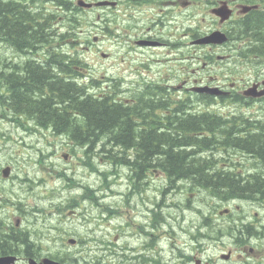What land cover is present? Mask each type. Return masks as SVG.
Listing matches in <instances>:
<instances>
[{
    "label": "flooded vegetation",
    "instance_id": "1",
    "mask_svg": "<svg viewBox=\"0 0 264 264\" xmlns=\"http://www.w3.org/2000/svg\"><path fill=\"white\" fill-rule=\"evenodd\" d=\"M35 1L36 2L33 4L30 3L31 7L40 4L44 5L43 2H45L48 8L45 7V5L44 8L46 12L51 15L75 14L77 11L75 5L76 0ZM107 1L113 4L101 9L92 8L86 10L79 8V10H81L79 13L88 15L97 13V19L98 13H100L99 20L102 34L104 32V40L109 41V38L114 36L113 33L117 32L116 38L118 39V46L123 53L121 58L123 78L138 76L140 80L137 82L136 86L140 87V85L144 83V76L148 77L151 73V69L149 66L146 68L144 67V70L135 68L134 64L138 62V59H140V64L145 61L153 62L154 64L156 60L153 58L163 54L156 52L157 50L165 51L164 56L167 64L174 66L173 63L181 62V66L177 71H180L182 74L186 73L185 78H183L182 75L174 76L175 78L181 79L180 89L177 88L178 86L173 88V86L167 85L169 92L183 93L180 98L181 105H178L177 97H171L170 95L169 101L175 100V103L166 101H164V103H157L160 108H155L156 104L154 103L145 104L141 95L147 92L157 94L158 91L150 87L137 88L135 91L129 93L127 98L124 97L123 91L120 93V97L118 98L120 102L116 104H120L119 106L123 111V117L126 116L128 118L138 133V140L132 138L134 143L149 139L148 137L150 136L146 137V133H162L168 125L172 124L174 126L176 119H172L168 122L165 120L170 117L172 113L176 115V112H182L184 116L195 114V109L188 107V53L191 50L195 54H200L198 59L200 61L202 60L204 63L206 56H210L213 52L220 53L221 51L218 46L205 47L194 45L193 42L195 40L213 31H221L227 34L229 39L232 40L230 45L234 46L235 49L239 46V50H242L247 46V41H250L251 37H246V41L245 38H241V32L252 33L264 31V0ZM0 2L7 5L10 4L11 7L17 8V11L20 9L27 11L26 8L19 7V0H0ZM110 15H112V18H109ZM255 17L260 18V20H255ZM23 18L26 17L24 16ZM89 27L91 28L92 26H88V28ZM178 30H180L179 33ZM261 36L264 35H260V37ZM258 41L260 40L258 39ZM261 42V48H264V39ZM257 43L259 44V42ZM81 44L83 45L85 43ZM94 44H97V42L92 39L86 43V47L82 48H85V51L89 52ZM258 46H260V44ZM7 47L8 46L0 40V51H8L3 62L0 57V66L2 69L6 68L2 77V71L0 72V106L2 107L1 104L5 105L4 109H2L3 111H0V120L8 123V127L6 128L7 132L10 133L11 131L18 134L20 132L14 130L11 126L17 125L19 130L25 131V128L29 126L42 127L45 125L42 124L37 117L30 116L26 108L23 110L18 107L15 108V101L13 99L14 90L21 86L23 80H26L29 76L28 66L26 65L28 61L26 58H31L32 64L36 63L35 67L41 70L38 64L41 60L39 54L40 48L31 50L28 49L26 45H23L21 48H13L12 46ZM223 49L224 51L233 50L231 47H223ZM28 50H30V53L34 51V54H31L30 57L23 56V51L24 53L25 51L29 53ZM204 68L205 66L202 67V69ZM169 78L171 77H165V80ZM256 78L257 80L263 78L262 73ZM256 82L259 83V81ZM121 83L123 84V82ZM195 83L196 85L201 84V82L197 80H195ZM259 89H261V87ZM45 91H47V89H45ZM160 91L164 92L163 89ZM234 96L231 97L234 98ZM12 101H14V103H12ZM246 102L250 105L256 104L255 100L252 99H248ZM126 108L129 109L127 112H125ZM248 130L249 127L244 130V133L246 134ZM9 138L11 139L10 136ZM68 138H70L72 142H78L75 137L69 136ZM150 139L152 140V138ZM9 144H11V140L7 141L6 146H9ZM111 147L115 149V152L119 148L124 149L122 146L117 148L111 145ZM136 148L140 151V148L137 146L125 150L135 157ZM101 150L104 151L103 149ZM108 153H110V150H108ZM137 154H139L138 151ZM248 155L251 154L249 153ZM113 156L116 157V155ZM11 162L12 160L3 164L0 161V183L5 184L3 190H0V246L9 248L12 245V240L17 238L21 239V243L17 244L14 249L6 251L1 250L0 257L16 256L12 264H17L20 260L24 261V264H28L30 259L40 262L47 258L64 264L61 261L62 253L60 249L57 250L55 248L56 245H60V242H62L61 239L57 240L55 238L57 241L56 245H52L48 241L45 248L43 245H36V241L39 240L41 234L28 229L23 220L25 218L22 216V213L26 212L27 214L35 213L36 215L33 219H52L56 215L61 216V213L58 214V212H61V209L57 207V204L51 205V209H47L44 206L40 207L42 200L33 193L34 187L28 179L27 180L31 184L30 189V184H28L17 199V196L12 193V190L14 183H20L21 179H19V177L15 179L16 168ZM153 165L156 166V164ZM146 174H149L151 177L155 176L160 180H166L167 182L171 179V174L166 169L152 167L144 170L143 174L139 176L138 180L132 186H135L137 182H143L145 185ZM262 175H264L263 172ZM40 182L41 181H39V183ZM181 183L186 187H190L192 183L194 187L204 188L200 187V185L193 180H191L190 183V181L185 182L177 178L165 188L166 193L169 188H177ZM185 191L186 198L184 204L188 206L192 203L190 198H192L195 193L190 190L187 191L186 189ZM179 195L183 196V192L180 191L178 196ZM147 196L148 192H144L140 199L137 198L134 204H130L128 200H123L122 207L126 210L119 211L117 209L115 214L108 213L102 215V219H95L98 220L95 224L101 227V232L103 233L102 239L100 240L102 246L100 249L96 247L99 251H93L95 255H92L90 258L97 257L98 261H101L102 264H108L110 258H116L119 254L126 256V262L116 261L114 264H248L247 260L260 255L261 251L258 250V247L260 242L264 240V225H262L264 221L263 219H259L257 214H254L256 219H211L208 216L211 215V211L205 213V215L200 211H196L203 215V219H197L195 227H184L181 225L180 221L177 223L175 219L172 220L171 223L168 221H159L156 217L154 204H152V206L149 205ZM14 198L16 200L13 202ZM234 202H236L235 199ZM125 205H127V207ZM217 209L218 208H215V211ZM234 209L237 213L241 211L238 205L234 206ZM226 210L227 208L219 210V216H228L231 214L232 210L230 211V209H228L227 213L225 212ZM14 211L20 213V218L14 214ZM179 219H187V216L183 215ZM162 223H164L165 229L158 234L157 231ZM177 224L180 226L179 229L176 227ZM183 230H185L184 233H187L188 240H186V242H181L184 244L183 248L180 245L172 243L169 248V262L166 261L165 257L162 256V253L166 251L159 246V243L162 241L166 242L167 240L174 241V237L176 240L180 239L179 232L184 234ZM112 233L115 234L113 240L110 239ZM32 237L35 243H32ZM226 237L228 239L225 241L224 238ZM90 239L94 241L93 237ZM252 240L257 242L256 246L251 243ZM83 241V239H80L79 243ZM119 241L121 244L117 243ZM122 241H124L123 244ZM62 243L66 245L65 242ZM75 243L73 244L74 247L76 246ZM218 243H226L229 246L228 250L222 251L219 254V258L215 260L206 257V249L215 247ZM35 246L36 248L32 251L30 247Z\"/></svg>",
    "mask_w": 264,
    "mask_h": 264
},
{
    "label": "rangeland",
    "instance_id": "2",
    "mask_svg": "<svg viewBox=\"0 0 264 264\" xmlns=\"http://www.w3.org/2000/svg\"><path fill=\"white\" fill-rule=\"evenodd\" d=\"M34 9L36 8L34 7ZM34 12L35 11H32V12L30 11L29 13L31 15ZM94 14H97V13H93V15H90L88 17L86 15V17L89 20L90 18H94L95 16ZM109 18H112V15H110ZM93 20L95 21V19ZM101 30L102 29L100 27L98 29L97 28L87 29L85 26L84 29H82L83 34H81L82 35L81 39H79V41L73 42L74 47L70 43H65V44L62 43L61 50L66 51L69 55L75 56V58L82 60L86 63V65L84 64L81 65V67L84 68L85 71H82V68L80 66L77 67L79 68L78 69L79 73L82 74L80 75V77L77 78V80L79 82L82 81V83L88 86H91V82L93 81L96 82L94 88L92 89V92H99L104 86L107 87V86H111L114 84H119L120 86L118 90L120 91V93L123 91L124 97L127 98L129 93L139 88L136 86V84L140 80V78L138 76H134L131 78H123L122 76L123 66L121 63V58H122L123 53L120 47L118 46V39L116 38L117 32H114L113 34L114 36L110 37L109 41H106L103 39L104 32L102 34ZM63 32L64 30L62 29L61 33ZM179 32L180 30H178V33ZM255 33H258L259 35H261V33H264V31H259ZM94 35H97V37H99L101 43L92 45L91 52L90 51L85 52V48H82V47H86V46L82 44L80 45V41L83 42L88 39L91 40L92 36ZM85 36H89V37L87 39H84ZM260 42L261 41H259V44L261 45L262 42L261 43ZM75 48L81 51L75 52L73 50ZM28 51L29 53L27 51H25L24 53L23 51V56L30 57L31 54H34V51H31V53H30V50ZM7 52L0 51V57H1L2 62L4 61L3 59H5ZM99 52L104 53V54L111 53L112 57L111 59L110 58L105 59L101 56L102 57L101 58L100 55L98 54ZM156 52L163 53V54H160L156 58H153L156 60L155 65L153 64V62H146V61L140 64L139 63L140 59H138V62L134 64L135 68H141L142 70H144V67L145 68L148 66L150 67L151 73L148 77L144 76L145 78L144 83H147L148 81H155V82L160 83L163 80H160L159 78L165 79V77H171V80L167 82L169 83V85H177V84L180 85L181 79H172V78H174V76H181V75L183 76V78H185L186 73L182 74L180 71H177V69L181 66V62L180 64L173 63L174 66H172L171 64H167L165 56H164V53H165L164 50H157ZM224 54L225 52L218 53V55H224ZM226 54H230V52L227 51ZM188 56H189V59H191L187 64L188 66L187 80H188L189 86L190 84H192L193 86L196 85L194 83L195 80L198 81L202 79L203 81L209 80L214 84H218V86L220 87L224 86V89L229 91L230 90L229 86L232 83H238L237 87L247 86L249 82L255 81L254 79L256 78V76H259L261 73L264 74V69H261L260 65L258 66L256 65L253 67L250 64L240 65V64H234L233 62H226V63H222L219 65H214L213 69L215 70L217 74H220L223 77H228V80L226 81L223 77H218L214 81L212 80V77H214V72L213 70H211L212 69L211 65L208 66V68L204 72L202 70L204 63L198 59L197 54L193 53L190 50L188 53ZM26 59L28 61L26 65L28 66L31 72L32 71L34 72V68H36L35 67L36 63L32 64L31 58H26ZM159 60L161 62H159ZM252 69H253V75L251 74ZM4 70H6V68L2 69V67L0 66V72L2 71L1 77L4 74ZM205 76H207V78H205ZM58 80L59 79L55 80L54 78H52V79H49L48 82H52V83L59 82ZM123 80H124V84L121 83ZM65 83H68V82H65ZM241 89L243 88L238 89V91H242ZM24 90L25 88L19 89L18 91L20 93H23L25 92ZM182 94H183L182 92H178V93L173 92V91L170 92V95L172 97H181ZM141 96L143 99V95ZM25 97H27L29 100H26L24 102L22 101L24 105L21 104L22 102L20 103L21 107L19 106V108L21 110L25 108L31 109L34 105L33 104L34 101H37L41 97V95L38 96V94L33 92L32 94H27ZM189 97L191 99L195 98V96L193 95H190ZM1 105L2 107L0 106V111L4 109L5 107L4 104H1ZM58 107L59 106H57V104H53L52 109L57 110ZM195 108H197L198 110H202V111H209L211 113H219L225 116L234 115L236 117H241L240 120H238V123L245 121V125H249V121L254 122L256 120H260L261 122L264 123V103L262 105L252 104V105L242 106V104L240 103L236 104L233 100H228V101H223L222 103H219V104L215 103V105L213 106H202V105L195 104ZM182 116H184L183 113H182ZM187 116L194 117L190 114ZM187 116H184L183 118L187 119ZM253 116L256 117V120H251L250 117H253ZM60 118L63 119L62 117ZM61 119L57 125L59 127H62L60 128L62 130L64 129L63 128L64 125H59V124H61L64 120L62 121ZM70 123L68 124V122L66 121V124L68 125L65 127L68 128L71 125ZM7 127H8V123L6 121L0 120V161L1 163L5 164L7 162H10V160H12L11 163L16 168L15 175H18L19 179H21L20 183H17V184L14 183V187L12 190V193L17 196V199L23 193L24 189H26L28 184H30L28 180H36L38 178H45V179L50 180L49 183L51 185L52 180L49 177L53 176L56 179L57 176L56 177L54 176L55 173H62V172L66 173L65 175L63 174L64 176H59L58 180L56 179V183H54L52 186L53 189L50 186L46 185V187H44V189L41 190L40 193L38 192L39 195H41V197H46L48 195V198L42 199V203L40 207L44 206L47 209H51V205L57 204V207L61 209V212H58V214L61 213V216L56 215L52 219H40V218L33 219L36 214L32 213V214L26 215L27 219H23L28 229L41 234V237H39V240L36 241V245H43V247L45 248L48 241L50 242V244L56 245L57 244L56 239L57 240L61 239V241H64L65 243L69 239H73L76 241L75 247L69 246L68 244L67 246L63 245L62 242H60V245H59L60 247L56 245V249L57 250L60 249V252H62V256L66 254L70 255L72 253L74 255H81L83 258H86V257L90 258L92 255H95L93 251H97V252L99 251L97 250L96 247H99V241L102 239V236H103V233L101 232V227L98 224H95L98 220H95V219H101L98 217H101L104 214H108L107 209L109 207L114 206V204H112L113 202L116 205H119L118 207L119 211L126 210L124 207H122L123 200L121 198H118V200L117 198H114L115 191L117 188L115 186H112L110 188H109L110 185L107 186L106 184L107 181L104 180L105 177L103 175V172L106 171L107 167L103 166V164H105L103 162H101L102 164H100V160L98 159L99 157H101V155L108 157L105 154V152L108 153V150H110L109 154H111L112 156L115 155L114 154L115 149H112L111 144L109 142L110 141L109 139L111 137L105 136L104 141L101 140L100 142H96L94 144L93 150L103 149L105 151L104 153L99 154L98 157L94 159V161L97 164L96 169H95L94 166L89 167L85 159L82 160L83 157L80 158L79 156H74L72 153H71L72 157L68 156L67 160L63 159L62 155L64 153L68 154L71 151L69 147L72 146V144L68 142L66 138L67 136L66 132L64 133L61 132L62 137L54 138V137H51L52 135L50 133L42 131V130H39V131L37 129L28 130V131L19 130L16 125L11 126V128H13L14 130H17L20 133L16 134L15 132H11V131L9 133L6 131ZM179 133L180 132L177 131L176 134L171 133V132L169 134H170V137L173 138V137H177ZM137 135L138 133L134 131L132 138L134 140H138ZM9 136L11 137L12 143L9 144V146L8 145L6 146L7 141L10 140ZM147 136L148 135H146V137ZM257 137H260V136H257ZM215 138H218L216 134H215ZM250 138L255 139L254 136ZM262 138L263 137H261V139ZM75 143L77 144L78 142L75 141ZM257 143L258 144L261 143L260 138H258ZM150 146L151 148H153L155 146V142H152ZM75 147L80 148V146L78 145H76ZM151 148H148L147 150L150 151ZM162 148H163L164 153H166V150H170L168 145H162ZM179 149H181V151H184L185 156H187L185 152L187 154H191L190 149L188 148L187 150L186 147L173 148L171 151L172 152L174 151L175 153V152H178ZM121 150L122 148L118 149L120 154H121L120 152ZM136 150L139 151L137 148ZM123 151L125 152L124 154H126L127 150L123 149ZM151 151L148 153V156L149 158H153L152 160H154V162H152V164H156L157 163L156 160L158 159V156L156 157L155 154H151ZM202 151L203 150H201L200 153L195 154L193 158L195 157L200 158L202 155ZM247 155L248 154H244L238 151L236 156H241L240 157L241 162L246 163L249 160L247 158ZM185 156H183V153H182L181 158ZM235 159L239 161L237 158ZM110 162L112 163V161ZM113 162L114 164L120 165L122 163V159L113 156ZM206 163H207L206 165H209L208 162ZM164 164L166 165V163ZM190 164H194L195 166V163H192L191 160H188V162L184 164L183 168L186 169V168L192 167V168L198 169V167H194ZM138 165H140V163H138ZM116 166L113 167V170L114 171L120 170ZM44 167L50 169V172L47 173L46 171L40 170V168H44ZM258 167L259 168H256V170L253 172H256L259 174L250 173L252 177H249L245 180L250 185L251 188L254 187L253 185L257 183L259 180L264 181V177H261L259 179V177L261 176L260 175L261 172L264 171V168H260L262 167L261 165H259ZM210 169H211V166H208L205 168L202 167L199 172L197 171L198 174L193 176L195 177L196 180H198V182L197 181L195 182L198 183L200 187L205 188L206 185H210V182L214 181L213 178L211 179L207 177V174L212 175L210 173ZM175 177H176L175 175H171V179L168 182L166 180H160L156 178L153 181V183L150 185V188H149V184L147 183L144 185L143 182H140V183L137 182L135 186L131 185L130 187L131 194L128 197L126 196L124 200H128L130 204H134L137 198L140 199L141 195L144 192H148L147 201L149 202V205L152 206V204H154V207L157 206L156 211L158 212L159 218L164 217L165 219H169L168 213L172 214L173 217L176 215L178 217L184 214L187 216V219L181 220L178 218V221H177V223L180 221L181 225L184 227L186 226L195 227L196 220L203 219V215H205V213H208L209 211H211V215H208V216L211 219H240V218L256 219L254 214L258 213V216H259L258 218L263 219L264 221V207H262L261 204L260 206L256 204L254 205L255 208H253L252 204L248 202L246 203L240 202L239 208H241V211L239 213H237V211L234 209V205H227L225 202L220 203L218 206L206 207L209 204L214 205L211 202H213L215 199L209 198L208 201L205 200L206 193L202 191V188H199L197 198H196V195H194L193 198H190V201L192 200V203L191 202L190 203H191V206H194V209H196V211H200L204 213L203 215L200 213H197L195 210H193V208L192 210L189 209V210H184V211L169 210L168 209L169 204L174 206V204L170 203L171 201L181 204V202H185V198H186L185 190H184V196L179 195L177 198H175V200L171 199V197L169 196L170 194H166L165 188L169 186V183H171L173 181L172 179H174ZM256 179H259V180H256ZM121 180H119L117 184L124 185L125 183L122 182ZM162 181L164 183H162ZM160 182L163 185V187L161 188L159 186ZM35 185L36 184H34V186ZM30 186L31 184L29 185V189H30ZM180 186L181 185H179L178 187ZM190 187H192V185H190ZM121 188H124V186H122ZM251 188L250 190L249 189L246 190L247 193L253 196V197L251 196V198L258 200L257 191L253 188L251 190ZM162 189H163V193H162ZM212 189H214L213 186H212ZM171 191L177 195L180 192V188H177L174 190L172 189ZM193 193H195V191ZM106 195L109 197V200H107ZM15 200L16 199L14 198L13 202ZM216 203H219V202H216ZM66 206H69V207H66ZM125 206L127 207V205ZM215 208H218V209L215 211ZM224 208H231L232 210L231 214L228 216H219L218 211ZM86 219L88 220L92 219V220L88 221ZM141 219H144V218H141ZM176 227H178V229L180 228L178 224L176 225ZM160 228L157 231L158 234L164 231L165 229L164 223L161 224ZM179 234H180V239L176 240L174 237V241L167 240L166 242L162 241L159 243V246L162 247L166 251L162 253V256L165 257L166 261H168V258L170 257L169 248L172 243L180 245L183 248L184 244L181 242H186V240H188V235L182 234L180 232ZM91 237L95 238L94 241L97 238L98 239L96 240V242H94L90 239ZM114 237H115V234L112 233V235L110 236V239L113 240ZM31 239H32L31 240L32 243H35L33 240V237ZM80 239H83L84 241L82 243H79ZM227 239H228L227 237L224 238L225 241ZM117 243L121 244L120 241ZM123 243L124 241H122V244ZM251 243L254 246H256L257 244L255 240H252ZM34 248H36V246L30 247L32 251H34ZM228 248L229 246L226 243L224 244L218 243L215 247L206 249L205 256L209 257V259L215 260L216 258H219V254L222 251H226L228 250ZM258 250L261 251L260 255L257 257H253L250 260H247L248 264H264V240L260 242ZM79 251H81V253H79Z\"/></svg>",
    "mask_w": 264,
    "mask_h": 264
},
{
    "label": "trees",
    "instance_id": "3",
    "mask_svg": "<svg viewBox=\"0 0 264 264\" xmlns=\"http://www.w3.org/2000/svg\"><path fill=\"white\" fill-rule=\"evenodd\" d=\"M21 14L26 18H23L24 16ZM35 14H39V16ZM57 18L56 16L46 15L44 12L32 13L30 15L29 12L23 9L17 11V8L11 7L10 4L7 5L0 2V40L8 47L21 48L23 45H26L27 48L31 50L39 49L44 46V44L47 45L50 41V25L56 21ZM254 19L257 21L260 20V18L256 17ZM66 22L70 29L67 31V34H62L60 36L59 41L73 36H75L73 38H77L79 36V30L81 29L80 26L84 24V19L81 15H71L66 17ZM262 34L264 33H261V35ZM242 36H251L257 40L256 42H259L258 39L260 41L264 39L263 36L260 37V35L255 32H241V37ZM52 42L54 41L52 40ZM46 57L44 62L38 63L41 70L34 68V72H31L28 68V78L23 80L22 85L14 90L13 99L15 101V108H19L22 101L29 100L25 97L27 94H32L34 92L38 94V96L41 95V97L37 101H34V105L31 109H27L28 114L37 117L42 124H45L43 125L44 127L51 126L54 131H58L59 133L66 132L67 136L77 138L78 143L76 145L80 146V149H84V154L88 158L93 150L94 144L101 140L104 141L105 136H109L111 137L109 142L114 147L118 148L122 146L124 149H129L137 146L140 148V151H138L139 154H137L136 150V156L133 161V169L138 177L143 174L144 170L154 167L152 164V162H154V160H152L153 158H149L148 156V153L152 150L151 154H155L156 157L158 156L156 166L166 169L171 175H175L176 177L172 179L174 181L180 178L185 182L190 181L191 183V180L198 182V180L193 177L198 174L197 171L199 172L202 167L211 166L210 173L212 175L207 174V177L213 178L214 181L210 182V185H206V187L203 188L204 191H211L212 193L210 194L217 199L234 197L251 198L252 195H249L246 191L248 189L250 190L251 187L245 180L252 176L242 178L238 174L225 173L216 170L217 167L210 157L204 159H200L201 157H193L195 154L200 153L201 150H203V152H211L215 151L217 147H219L220 150L233 147L241 149L251 155H255L259 160L264 161V130L262 134L248 132L245 134L244 130L246 127H236V124L242 126L241 123H238L240 119L237 117H230V122H227L226 120L223 121L222 118L209 114H204L201 117L197 116L198 118H196V116H187V119L181 116L176 120L174 126L172 124L168 125L162 133H146V135L150 136L148 137L149 139L134 143L132 135L136 129L126 116V118L123 117V111L119 106L120 104L113 103L111 99L108 98L102 99L94 94H89L85 86L80 84L81 82L77 80L71 82L68 80V77L75 79L76 76H79V73L73 69L75 65L79 64L78 61L72 60L71 57L62 54V51H56V49L48 51ZM58 72L60 73V77L57 76L59 75ZM52 78L55 80L59 79V82H48V80ZM24 87L25 92L20 93L18 90ZM45 89H47V91H45ZM210 100V97H204L205 103H209ZM14 101H12V103ZM23 102L21 103L22 105H24ZM238 102H240V100ZM53 104L59 106L57 110L52 109ZM155 108H160L157 103ZM128 110L129 109L126 108L125 112ZM60 119L62 121L64 120V123L62 122L59 124L64 125V129L62 130L60 129L62 127L57 125ZM66 121L68 124L71 122L68 128L65 127L68 125ZM233 123H235V125ZM177 131L180 133H196L193 137H185L179 133L177 137L171 138L169 133L176 134ZM215 134L218 138H213ZM253 136L255 139L250 138ZM261 137L263 138L261 139ZM150 138H152V140ZM258 138H260V144L257 143ZM152 142H155L153 148L150 146ZM162 145H168L170 150H166V153H164ZM178 147H186L187 150L189 148L191 154L185 152L187 155L185 156L184 151H181V149L175 153L171 151L173 148ZM148 148H151V150L148 151ZM101 152L103 153L105 151L101 150ZM182 153L183 156H185L183 158H181ZM106 155L108 157L103 156L105 159L113 161V156H111V154L106 153ZM121 159L122 162H128L125 160V157H121ZM188 160L195 163V166L194 164L190 165L198 167V169L192 167L183 168ZM206 162H208L209 165H206ZM138 163H140V165H138ZM164 163H166V165ZM260 175L259 179L264 177V175ZM212 186L214 189H212ZM253 186L252 188L257 191L258 201H264V181L259 180ZM20 243V238L14 239L9 248L0 246V251L14 249V247ZM62 261H64V258H62Z\"/></svg>",
    "mask_w": 264,
    "mask_h": 264
},
{
    "label": "bare ground",
    "instance_id": "4",
    "mask_svg": "<svg viewBox=\"0 0 264 264\" xmlns=\"http://www.w3.org/2000/svg\"><path fill=\"white\" fill-rule=\"evenodd\" d=\"M19 1H20V2H18L19 7L26 8V10L28 12H30V11L31 12L32 11H35V12H44L45 11L44 5H37V6H33V7L30 6L31 4H33V3L36 2L35 0H19ZM34 7L36 9H34ZM45 14L47 15V13H45ZM37 16H39V14H37ZM49 40L50 41L48 42L47 45L44 44V46L40 47V51H39V54H40V57H41L40 63H42V62H44L46 60V58H47L46 57V53L48 51H51L53 49H56V51H62L60 48H58L57 46H55V45L52 44V36L50 37ZM62 54H64L63 51H62ZM71 59L72 60H75V61H78L77 58H75V57H71ZM57 76L60 77V73ZM68 80H70L71 82H74L76 80V78L73 79V78L68 77ZM142 95H143V100L145 101V104H149V103L156 104L159 101L164 100V95L162 93L161 94H156V93H153V92H147V93H143ZM1 100H3V99H1ZM188 107H190V104H188ZM181 113L176 112V115H174V113H172V115L170 117H168L167 119H165L166 122H168V121H170L172 119H176V120L179 119L180 116L182 115ZM190 115H192V114H190ZM203 115L204 114L192 115V116H194V117L196 116V118H198L197 116H200L201 117ZM209 115H211V116L214 115L216 117L222 118L223 121L226 120L227 122H230L229 121V116L224 117L222 115H219V114L216 115V114H212V113H209ZM237 118L240 119L241 117H237ZM250 118H251V120H256V117H254V116L253 117H250ZM239 123H241L242 126L236 124V127L243 128V127L246 126L245 125V121L239 122ZM233 124L235 125V123H233ZM51 130H54L53 127H51V126H49V127H44L43 126V128H42V131H45V132H49ZM263 130H264V123L261 122L260 120H256L254 122L253 121H249V130L247 131L248 133H254V134L255 133H263L262 132ZM195 133L196 132H191V133H189V132H184L183 133L182 132L181 135H183L185 137L186 136L187 137H189V136L190 137H193L195 135ZM214 137H215V135H213V138ZM73 145H74V147L76 146L74 143H73ZM220 148H224V147H220ZM75 150H76L77 153H80V154H82L84 156V159H85V161H86V163H87V165L89 167H93L94 166V168L96 169V165L97 164L94 161V159L96 157H98L99 154H102L101 149H98V150L97 149H94V150H92L91 154H89V158L84 154V149H80V148H76L75 147ZM238 151L239 152H243L241 149L233 148V147L230 148V149L229 148H225L223 150H220L219 147H217L215 149V151H211V152H208V151H204L203 152L202 151L201 158L204 159V158L210 157L212 159V162H214L215 163V166L217 167L216 170L223 171L225 173H233L235 175L238 174L242 178H245L247 176H251L250 173L259 174V173L253 172V171H255L256 168H259L258 167L259 165L262 166L260 168H264V161L259 160L257 157H255V155H247V158L249 160L246 163H243V162H241V158H240L241 156H236L237 153H238ZM120 152H121V154L119 153L118 150H116V152H115L116 157H118L120 159H121V157H125V160L128 161L127 163L122 162L120 165L114 164L113 161L111 163L110 160H107V159H105L103 157L104 155L103 156L101 155V157H99L98 159L100 160V164H102L101 162H103V163H105V164H103V166L104 167H107L106 168V171L103 172V175L105 177L104 180L107 181L106 182L107 186L110 185L109 188L112 187V186H115L117 188L116 191H115L114 198H117V200H118V198H121L122 200H124V198L126 196L128 197L131 194L130 193V187H131V185H133L138 180L139 177H138L137 173H135V171H134V169L132 167L134 165L133 164L134 159L132 157H131V159L129 158V153L128 152H126V154H124L125 152L123 151V148H122V150ZM235 158H237L239 161H237ZM116 165H118V166H116ZM115 166L118 167L120 170L114 171L113 170V167H115ZM111 167H112V169H111ZM154 167L155 168H158L159 166H154ZM261 174H262V172H261ZM17 178H18V175L15 176V179H17ZM120 178L123 179V180H121ZM155 179H156L155 176H152L151 177L149 174H146L145 181H146L147 184H149V188H150V185L153 183V181ZM119 180H121L125 184L124 185H118L117 182ZM162 183H164V182L162 181ZM159 184H160L159 185L160 188L163 187V185L161 184V182ZM122 186H124V188H121ZM4 187H5V184L4 183H0V190H3ZM180 187H177V188H180V191L183 192V196H184V190L186 189V190H190V191H193V192L195 191V195H196V198H197L198 192H199V187H194V186H192V187H186L182 183H181V186ZM177 188H169L167 190V193L166 194H170L169 196L171 197L172 200H175V198L178 197V194L177 195L174 194L171 190L172 189L174 190V189H177ZM160 191H161V189H160ZM202 191L204 193H206L205 200L208 201L209 198L215 199L213 202H211L214 205H210L209 204L206 207L218 206L220 203H223V202H225L227 205H234V206H236V205L240 206L239 205L240 202H242V203L243 202L244 203L248 202V203L252 204V207L253 208H255L254 205H256V204H258L259 206H260V204H261V206H264V201H258V200L251 199V198H246V197H234V198H228V199H217V198H215V196H213V195L210 194V193H212L211 191L206 192V191H204L203 188H202ZM162 193H163V189H162ZM106 198H107V200H109V197L107 195H106ZM234 199H235L236 202H234ZM216 202H219V203H216ZM170 203L171 204H174V206H172V205L169 204L168 205V209L169 210H175V211L181 210V211H184V210H189V209L192 210V208H193V210L196 211V209H194V206H191V204H189L188 206H185L184 202H181V204H180V203H176L174 201H171ZM112 204H114V206L109 207L107 209V212L109 214H115L116 211H117V209H118V207H119V205H116L114 202ZM66 207H69V206H66ZM156 208H157V206L154 209L155 211H156ZM212 210H214V209H212ZM30 214H32V213H30ZM26 215H28L26 212H23L22 213V216L25 219H27L26 218ZM183 215L178 216V217L176 215V216L173 217L172 214L168 213L169 219H165L164 217H162V218L160 217L159 218L158 217V212L156 211V217L158 218L159 221H162V222H164V221L167 222L168 221L169 223H171L172 220H174V219L176 221H178L177 219L180 218V217H182ZM98 218H101L102 219V216L101 217H98ZM86 220H88V219H86ZM184 232H185V230H183V233ZM184 234L187 235V233H184ZM212 238H214V237H212ZM96 240L94 242H96ZM96 244H98V243H96ZM101 246H102V244L99 241V247H98V249H100ZM55 248H56V246H55ZM79 253H81V251H79ZM62 258H64V261H63L64 264H102L101 261H98V258L97 257L96 258H90L89 259L87 257L86 258H83L81 255H74L72 253L70 255L69 254L63 255ZM116 261L126 262V256H124L122 254H119L116 258H110L109 261H108V264H114ZM17 264H24V261L20 260V261L17 262Z\"/></svg>",
    "mask_w": 264,
    "mask_h": 264
},
{
    "label": "water",
    "instance_id": "5",
    "mask_svg": "<svg viewBox=\"0 0 264 264\" xmlns=\"http://www.w3.org/2000/svg\"><path fill=\"white\" fill-rule=\"evenodd\" d=\"M104 3H98L96 5H103ZM78 5L80 7H84V8H89L92 6V4H87L83 1H79ZM225 41V38L223 35H220L218 32H215L213 34H211L210 36H207L205 38H202L201 40L198 41V43L200 44H218V43H222ZM255 88L250 89L248 92L245 93V95H247L249 92H253ZM264 95V91H262L261 93L257 94L256 96H263ZM14 258L12 257H5V258H0V264H11L13 262ZM47 261L44 262V264H48L46 263Z\"/></svg>",
    "mask_w": 264,
    "mask_h": 264
}]
</instances>
